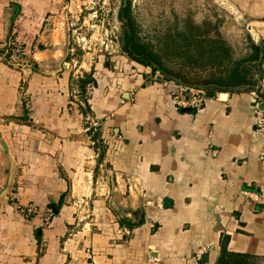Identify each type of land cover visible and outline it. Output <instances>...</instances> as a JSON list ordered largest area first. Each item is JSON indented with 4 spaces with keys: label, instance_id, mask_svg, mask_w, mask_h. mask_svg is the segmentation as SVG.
Here are the masks:
<instances>
[{
    "label": "crops",
    "instance_id": "obj_1",
    "mask_svg": "<svg viewBox=\"0 0 264 264\" xmlns=\"http://www.w3.org/2000/svg\"><path fill=\"white\" fill-rule=\"evenodd\" d=\"M86 2L0 0V143L14 163L0 264H216L224 235L242 264H264L252 94H264V78L195 110L131 58L102 55L79 74L64 60L49 73L64 49L55 21L63 31ZM16 38L30 60L14 59ZM30 204L53 210L48 226L18 212Z\"/></svg>",
    "mask_w": 264,
    "mask_h": 264
},
{
    "label": "rangeland",
    "instance_id": "obj_2",
    "mask_svg": "<svg viewBox=\"0 0 264 264\" xmlns=\"http://www.w3.org/2000/svg\"><path fill=\"white\" fill-rule=\"evenodd\" d=\"M123 2L88 0L85 8L83 5L77 8V12H70L67 22L64 21L63 31L59 26L60 21H55L58 25H53L56 28L54 39H63L62 57L69 63L72 72L84 73L83 70L90 68L102 55L119 60L130 58L123 46L128 26L118 17ZM130 2L135 41L155 52L169 71V76L179 79L177 83L201 86L206 91L204 86L205 80L209 79V66L214 64L213 70L219 74L227 67L240 63L249 69L252 80H263L264 63L260 70L255 69L257 61L253 58L252 45L264 48V0ZM16 27H19L18 24ZM11 47L15 49L12 50L14 59H20V62L30 60V49L23 40L16 38ZM56 50L59 58L51 63L52 69L61 58L62 51ZM119 64L123 65L124 62ZM158 73L164 76L163 72ZM2 150L0 143V158L3 156ZM3 181L0 173V188ZM17 209L24 218H29L22 214L19 207Z\"/></svg>",
    "mask_w": 264,
    "mask_h": 264
},
{
    "label": "trees",
    "instance_id": "obj_3",
    "mask_svg": "<svg viewBox=\"0 0 264 264\" xmlns=\"http://www.w3.org/2000/svg\"><path fill=\"white\" fill-rule=\"evenodd\" d=\"M130 0H124L122 6H120L119 11H118V17L121 22L126 24L128 26L127 31H125V36H124V49L125 52L128 54V56L136 61L137 63L143 65V66H148L152 68L153 71H159L163 72L164 80H175V82L179 79L176 78H171L169 76V71L166 69L165 65H163L160 60L157 58V55L155 52L146 49L144 45L141 43H138L135 41V33L132 28V17H131V11H130ZM126 30V29H125ZM254 49V54L253 58L255 59V62L257 61V67L256 64L254 67L255 69H261V65L264 63V48L260 47L259 45H252ZM216 58V56H214ZM209 79L205 80L206 81V95L211 96L214 92L218 90L222 91H227V90H241V89H246V90H253L256 88V84L258 81L252 80L251 75L249 74V69H246L243 65H233L227 67L223 72H218L219 74H216L213 70L215 68V65L212 64L209 66ZM166 69V70H165ZM259 69V70H260ZM178 75V74H177ZM90 77V76H89ZM86 79V78H85ZM262 79V78H261ZM91 80V77L89 78ZM93 80V79H92ZM88 81V78L84 80V83ZM204 81V82H205ZM194 87H198L197 85H191ZM201 87V86H200ZM199 87V88H200ZM203 88V87H202ZM201 88V89H202ZM57 212V208L54 209ZM123 223V221L121 220ZM131 225V224H128ZM227 236L224 235L222 242H221V251H220V256L216 262V264H242L240 262V257L237 254H233L227 251L226 249V242H227ZM234 257V259L232 258ZM236 257V258H235ZM243 258V257H242ZM230 259H233L230 261Z\"/></svg>",
    "mask_w": 264,
    "mask_h": 264
},
{
    "label": "built area",
    "instance_id": "obj_4",
    "mask_svg": "<svg viewBox=\"0 0 264 264\" xmlns=\"http://www.w3.org/2000/svg\"><path fill=\"white\" fill-rule=\"evenodd\" d=\"M156 72L158 73V71ZM162 81L163 83L170 82L174 84V87L172 89V98L174 101L182 102L183 105H189L192 109L195 110H199L203 106V103L205 102V99L207 97L206 92L203 89L194 86H187L182 83H177L175 81H168V80H162ZM92 90H94V87L92 85H87V93L90 94ZM252 94L254 97L253 99L254 128L257 132L264 134V94L261 92V90L257 92L254 91L252 92ZM259 105H263V108L262 109L259 108ZM93 125L94 126L97 125L96 122H94ZM20 211L26 217L37 216V215L42 217L44 219L45 226L49 225L50 220L54 215L52 209L41 210L40 208L36 207V205L33 204H30L27 207L20 208Z\"/></svg>",
    "mask_w": 264,
    "mask_h": 264
},
{
    "label": "water",
    "instance_id": "obj_5",
    "mask_svg": "<svg viewBox=\"0 0 264 264\" xmlns=\"http://www.w3.org/2000/svg\"><path fill=\"white\" fill-rule=\"evenodd\" d=\"M63 61H64V57H61L60 59H58L57 63H56V68L51 69L49 71V73H56V72H60L63 69ZM259 84V81H258ZM227 93L223 92L220 94V97H226ZM259 108H263V105H259ZM2 158L1 160L3 161V164L0 166V173H1V177L4 178L3 181V185L0 188V200L3 196L6 195V193L9 191L10 186H11V181H12V168H13V160L11 159V157L2 150ZM6 158V160L4 159ZM4 170H3V169ZM3 171V172H2Z\"/></svg>",
    "mask_w": 264,
    "mask_h": 264
}]
</instances>
